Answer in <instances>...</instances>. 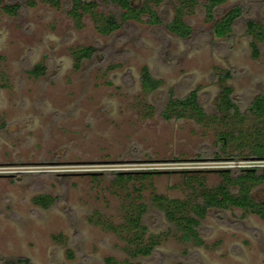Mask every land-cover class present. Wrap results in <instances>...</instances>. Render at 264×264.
Returning <instances> with one entry per match:
<instances>
[{
    "label": "rangeland",
    "instance_id": "rangeland-1",
    "mask_svg": "<svg viewBox=\"0 0 264 264\" xmlns=\"http://www.w3.org/2000/svg\"><path fill=\"white\" fill-rule=\"evenodd\" d=\"M0 1L1 8L21 5L16 14L0 11V264H264L258 215L211 209L199 226L198 245L185 241L152 201L153 194L195 198L185 173L201 174L213 188L223 181L220 169L249 165L227 157L259 159L248 155L264 145V119L249 107L264 95V39L250 34L246 22L256 21L264 32V0H228L217 8L215 20L243 8L227 38L214 35L206 0H198L184 17L192 29L186 39L167 28L178 0H131L152 6L162 23L152 24L145 13L110 35L98 31V22L120 16L111 0H85L94 7L78 17L72 0ZM88 46L96 55L77 65L74 51ZM39 63L46 71L35 76ZM146 66L161 80L149 94L141 84ZM222 70L233 72L227 85L247 115L241 123L223 121ZM193 91L204 120L163 115L170 98ZM230 130L244 132L246 150L235 142L222 150L219 134ZM219 151L223 159L215 158ZM144 171L151 176L122 184L111 174ZM252 194L264 201V185ZM39 196L52 202L39 204ZM131 203L147 204L146 240L152 234L160 239L149 256L132 258L120 228Z\"/></svg>",
    "mask_w": 264,
    "mask_h": 264
},
{
    "label": "trees",
    "instance_id": "trees-1",
    "mask_svg": "<svg viewBox=\"0 0 264 264\" xmlns=\"http://www.w3.org/2000/svg\"><path fill=\"white\" fill-rule=\"evenodd\" d=\"M73 11L72 14L76 17L80 16L79 10L83 12H90L94 7V3H88L83 0H72ZM179 6L176 8V15L174 19L167 25V28L173 34L181 38H189L192 33L191 27L186 23L184 17L187 13L192 12L199 4L198 0H178ZM228 0H206L203 7L206 11L209 20L214 21L213 32L217 38H227L234 31L237 20L243 15V8L235 6L222 19H216V10L218 7L226 3ZM112 3L119 6L122 10L120 16L110 14L108 17L99 19L98 31L104 35H110L121 28L122 23L128 22L132 19H140V17L149 13L151 15L150 22L152 24L162 23V19L155 12L152 6L145 5L144 7H136L131 0H111ZM21 5H7L1 8L0 11L12 15L18 13ZM249 33L253 34L260 40L264 39L263 28L254 20H247L246 22ZM255 56H259L260 47L258 43L253 42ZM97 53V49L92 46L79 48L74 51V55L79 65L83 60L93 58ZM46 67L43 63L37 64L31 71L35 76H41L45 73ZM218 83L221 87L220 91V105L219 108L224 112L223 121H237L243 122L246 114L241 112L240 106L233 97V88L228 86L229 80L233 79V72L231 70H222L218 75ZM142 88L146 93H153L156 91L161 80L155 79L146 66L143 68L141 75ZM249 112L262 117L264 119V95L257 97L250 105ZM163 115L171 120L173 118L197 117L198 120H204L206 113L200 102V96L197 91L191 92L183 98H170V102L166 107ZM240 122V123H241ZM244 132L236 133V131H228L227 133L219 134L220 142L223 145V151L231 143H237L238 150H246ZM216 159H223L222 155L217 152ZM249 156L262 159L264 157V145L257 144L250 148ZM234 161L241 158L240 155L234 154L227 157ZM116 175V184L128 183L151 176V172H112ZM185 173V181L188 187L195 194V198L186 201L169 200L158 194H153L152 201L167 217L168 221L175 225L183 234L185 241H194L200 245L203 244V239L200 235L199 226L201 221L206 217L211 209L230 210L238 208L245 213L258 215L264 220V201L258 202L252 192L255 187L264 185V168H227L220 169L219 174L223 181L213 187L208 188L204 180L200 177L201 174H194L188 176ZM135 189H139L136 185ZM35 202L48 206L52 202V198L48 196H39L35 198ZM148 209L146 203H131L126 207L123 225L120 228L126 232V240L128 242L129 254L132 258L140 256H149L153 253L155 248L159 245L160 239L157 235L152 234L146 240L148 234V227L144 222V215ZM108 229L118 231L117 226L109 224ZM115 264H120L115 262ZM125 264H134L130 261Z\"/></svg>",
    "mask_w": 264,
    "mask_h": 264
},
{
    "label": "built area",
    "instance_id": "built-area-1",
    "mask_svg": "<svg viewBox=\"0 0 264 264\" xmlns=\"http://www.w3.org/2000/svg\"><path fill=\"white\" fill-rule=\"evenodd\" d=\"M228 163H249V165H247L245 168H256V167H260L259 165H256V164H253V163H264V160L262 159H246V160H243V161H234V160H231V161H227ZM243 166H240L239 167H235V168H241Z\"/></svg>",
    "mask_w": 264,
    "mask_h": 264
},
{
    "label": "flooded vegetation",
    "instance_id": "flooded-vegetation-1",
    "mask_svg": "<svg viewBox=\"0 0 264 264\" xmlns=\"http://www.w3.org/2000/svg\"><path fill=\"white\" fill-rule=\"evenodd\" d=\"M83 1H85V0H83ZM86 2H88V1H86ZM89 3V2H88ZM133 3V2H132ZM134 5V4H133ZM135 6V5H134ZM138 8H140V7H138Z\"/></svg>",
    "mask_w": 264,
    "mask_h": 264
}]
</instances>
